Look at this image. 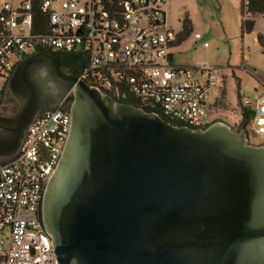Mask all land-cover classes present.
Listing matches in <instances>:
<instances>
[{"label":"water","instance_id":"95a60500","mask_svg":"<svg viewBox=\"0 0 264 264\" xmlns=\"http://www.w3.org/2000/svg\"><path fill=\"white\" fill-rule=\"evenodd\" d=\"M0 115V159L44 110L72 125L43 194L57 264H264V144L222 122L174 125L66 71L49 53L19 63Z\"/></svg>","mask_w":264,"mask_h":264},{"label":"built area","instance_id":"2783aa9c","mask_svg":"<svg viewBox=\"0 0 264 264\" xmlns=\"http://www.w3.org/2000/svg\"><path fill=\"white\" fill-rule=\"evenodd\" d=\"M166 1L0 0V101L19 63L53 51L78 55L85 64L81 80L119 101L152 104L177 125L207 128V102L220 73L213 66L170 64L169 51L180 36L168 28ZM71 125L65 106L42 111L18 155L0 166V226L10 233L0 264H57L41 210ZM251 126L264 136V105L254 111Z\"/></svg>","mask_w":264,"mask_h":264},{"label":"rangeland","instance_id":"374dc122","mask_svg":"<svg viewBox=\"0 0 264 264\" xmlns=\"http://www.w3.org/2000/svg\"><path fill=\"white\" fill-rule=\"evenodd\" d=\"M165 9L168 28L175 34L182 37L185 25L189 27L184 42L169 51L175 58V64L188 68L213 66L227 81L229 105L225 102L221 105L228 110L226 116L231 121L223 120V111L220 114L217 109L213 112L212 123L222 122L236 131L243 130L246 125L250 143L263 145L264 136L258 135L252 126H249L250 123H243L240 109L236 107L240 100L244 101L245 106L251 103L250 108L253 109L264 105V53L261 45L255 41L260 36L264 37V18L256 21L253 34H247L243 30L239 0H167ZM197 34L203 39L198 41ZM220 81V88L223 89L225 81ZM214 92L216 95L211 99L209 106H214V101L221 91L218 89ZM17 107L8 91L4 103L0 105V111L9 116ZM3 163V160H0V166ZM0 237L7 242L2 249H7L9 231L1 232Z\"/></svg>","mask_w":264,"mask_h":264},{"label":"trees","instance_id":"16d2710c","mask_svg":"<svg viewBox=\"0 0 264 264\" xmlns=\"http://www.w3.org/2000/svg\"><path fill=\"white\" fill-rule=\"evenodd\" d=\"M239 1H240L241 13L243 17L242 25H243L244 33L251 34L256 26L255 19H257L260 16H264V1L263 0H239ZM246 8L248 9V12L246 11ZM247 15L249 19L248 21H244V18ZM188 31H189V27L186 24L182 37L179 38L178 46H180L184 42L185 36H187ZM259 44L263 48V53H264L263 37H259ZM46 53L51 54L61 64V66L70 73H76L80 75L82 69L85 66V64L82 62V60L79 58L78 55H66L63 53H55L53 51H46ZM129 104H132L139 108H143L146 112H155L159 114L161 117H163L165 120L169 121L170 123L177 125V122L168 119L167 117L164 116V114L161 111L154 109L152 104H139L134 102H129ZM66 109L69 110V106H66ZM253 120H254V112L251 113V111H249L248 108H245V111L243 112V123L244 124L250 123L249 124L250 126L252 125ZM41 218H42V213H41Z\"/></svg>","mask_w":264,"mask_h":264},{"label":"crops","instance_id":"0c3cea01","mask_svg":"<svg viewBox=\"0 0 264 264\" xmlns=\"http://www.w3.org/2000/svg\"><path fill=\"white\" fill-rule=\"evenodd\" d=\"M260 18H264V16H260V17H258L257 19H255V21H257L258 19H260ZM256 27V26H255ZM254 31H255V29H254ZM253 31V32H254ZM253 32H252V34H253ZM261 37V36H260ZM263 39H264V37H263ZM255 41L257 42L258 41V43H259V38L258 39H255ZM178 47V44H177V46L175 47V48H177ZM261 49H262V51H263V48L261 47ZM170 64L173 66V67H183V66H179V65H177V64H175V58H174V56L173 55H171V57H170ZM220 79H222V81H225V85H224V88L222 89V87L220 88V83H219V85H218V87L215 89V91H217L218 89L221 91V92H219V95H218V98L214 101V106L212 105V106H209L208 104H210V101H211V99L213 98L214 99V96L216 95L215 94V92H214V95L208 100V102H207V108H208V111H209V114H210V118H211V123L214 121L212 118H213V112L215 111V110H217L218 109V111L219 112H221L220 114H222V111H223V115L222 116H224L223 117V120H227V121H231V119H229L228 118V116H226V113H228V110H225L224 108H223V106L221 105V103H223V102H225V104L227 103L228 104V98H229V94H228V91H227V89H226V85H227V81L224 79V78H222V76H221V74H220ZM221 82V81H220ZM223 90V91H222ZM229 105V104H228ZM248 106V107H247ZM247 106H245V103H244V101H241L240 100V102H239V104L237 105V109H240V115H241V117L243 116V112L245 111V108H248V110L249 111H251V113L252 112H254L257 108H250V106H251V103H248V105ZM231 107V106H230ZM224 109V110H223ZM231 109H235V108H232L231 107ZM217 112V111H216ZM217 114V113H216ZM229 115V114H228ZM0 160H2V159H0ZM3 162H4V160H3ZM7 232L8 231V229H6V228H3V227H1L0 226V233L1 232ZM9 240H10V237L8 238ZM0 240H4V239H2L1 237H0ZM4 242H5V240H4ZM7 242H5V244H6ZM5 244L4 245H2V246H0V255L3 253V252H5L7 249H2V247L3 246H5Z\"/></svg>","mask_w":264,"mask_h":264},{"label":"flooded vegetation","instance_id":"af4514ba","mask_svg":"<svg viewBox=\"0 0 264 264\" xmlns=\"http://www.w3.org/2000/svg\"><path fill=\"white\" fill-rule=\"evenodd\" d=\"M4 103V99L0 101V105ZM63 106H69L68 104L67 105H63ZM0 115H4V112L0 111Z\"/></svg>","mask_w":264,"mask_h":264},{"label":"clouds","instance_id":"9594fccd","mask_svg":"<svg viewBox=\"0 0 264 264\" xmlns=\"http://www.w3.org/2000/svg\"><path fill=\"white\" fill-rule=\"evenodd\" d=\"M248 129V128H247ZM41 213H42V210H41ZM41 220H42V218H41Z\"/></svg>","mask_w":264,"mask_h":264}]
</instances>
